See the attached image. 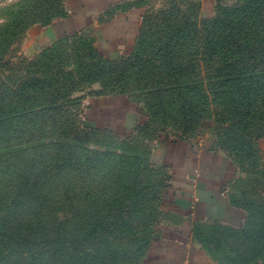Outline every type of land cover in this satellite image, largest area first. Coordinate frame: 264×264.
<instances>
[{"label": "trees", "instance_id": "trees-1", "mask_svg": "<svg viewBox=\"0 0 264 264\" xmlns=\"http://www.w3.org/2000/svg\"><path fill=\"white\" fill-rule=\"evenodd\" d=\"M144 18L145 11L140 36ZM163 31L148 53L140 41L144 47L128 68L145 89L151 124L159 117L163 126L181 99L175 107L184 128L214 105L217 121L228 123L225 130L247 131L249 140L237 150L264 138V0L219 6L208 19H179ZM198 64L215 67L193 87ZM53 77L33 78L22 92H12V103L0 105V246L37 249L46 264H114L126 253L116 243L138 221L150 222L145 209L157 198L154 180L148 164L100 159L81 144L74 122L53 120L49 129L42 117L65 114L70 101L66 85ZM249 239L263 258L264 229L252 230Z\"/></svg>", "mask_w": 264, "mask_h": 264}, {"label": "rangeland", "instance_id": "rangeland-1", "mask_svg": "<svg viewBox=\"0 0 264 264\" xmlns=\"http://www.w3.org/2000/svg\"><path fill=\"white\" fill-rule=\"evenodd\" d=\"M240 2L146 0L143 36L137 32L130 46L110 56L85 33L57 37L44 47L34 46V40L29 36L30 28L38 23L45 25L64 13L66 0H0V105L12 103L15 99L12 92H22L33 78L41 79L44 73L52 75L66 85L64 89L70 101L65 114L48 113L42 117L48 122L49 129L53 120L74 122L80 139L77 140L90 151L100 153V159H108L114 166L132 162L148 164L150 168L154 191H157V198L145 209L150 222L140 225L138 221L130 230V236L116 243L126 253L114 264H149V260L159 254L166 237L180 232L198 245L212 264H264V257L253 250L252 240H248L252 230L264 229V138L254 146L237 150L249 140L247 131L225 130L228 123L217 121L214 105H211L212 110L206 109L196 125L184 128L179 123L182 117L175 107L182 102L181 99L171 105L172 112L165 116L163 126L158 124L159 117L156 124H151L152 118H149L144 103L145 89L139 80L129 75L128 70L132 59L136 60L134 55L142 50L141 40L147 47L142 51L148 53L160 44L155 42L156 33L162 31L159 35H163V30L174 21L208 19L216 14L219 6H233ZM214 67V64H198L193 70L198 76L191 77L192 86L197 84L195 78H206V74L213 73ZM188 80L190 82V77ZM112 92L122 94L130 107L140 111L136 126L120 128L107 123L109 131L85 128L89 107L96 98ZM82 134L85 135L83 139ZM178 140L211 142L213 149L229 160L235 173L226 192L235 206L230 205L241 212V222L229 225L198 219L191 222L188 232L175 230L179 229L182 218L172 203L177 195L169 178L171 147ZM44 256L34 248L0 246V264H46Z\"/></svg>", "mask_w": 264, "mask_h": 264}, {"label": "crops", "instance_id": "crops-1", "mask_svg": "<svg viewBox=\"0 0 264 264\" xmlns=\"http://www.w3.org/2000/svg\"><path fill=\"white\" fill-rule=\"evenodd\" d=\"M144 1L66 0L64 16L46 26L33 25L29 36L34 46L44 47L57 37L86 33L106 54L115 56L134 42L145 11ZM95 101L87 114V123L95 127L109 129L105 125L108 123L133 128L141 117L122 95L108 94ZM171 148V185L177 195L172 203L182 218L175 230L188 232L191 222L198 219L229 225L241 222L242 214L230 205L226 192L235 173L229 160L217 153L211 142L178 140ZM159 249L149 264H212L181 232L166 237Z\"/></svg>", "mask_w": 264, "mask_h": 264}]
</instances>
